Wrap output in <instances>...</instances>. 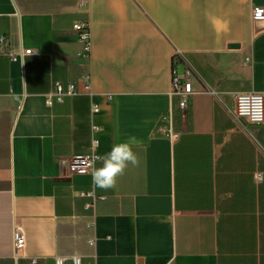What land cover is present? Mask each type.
I'll list each match as a JSON object with an SVG mask.
<instances>
[{"label":"crops","instance_id":"0c3cea01","mask_svg":"<svg viewBox=\"0 0 264 264\" xmlns=\"http://www.w3.org/2000/svg\"><path fill=\"white\" fill-rule=\"evenodd\" d=\"M259 7L264 0H0V264H264V125L240 118L236 102L264 92ZM78 21L90 22V57ZM185 66L193 94L182 109L170 92ZM56 82L79 93L48 106ZM94 125L100 157L139 142V166L112 189L71 168L92 151ZM92 188L94 205L84 195Z\"/></svg>","mask_w":264,"mask_h":264},{"label":"built area","instance_id":"2783aa9c","mask_svg":"<svg viewBox=\"0 0 264 264\" xmlns=\"http://www.w3.org/2000/svg\"><path fill=\"white\" fill-rule=\"evenodd\" d=\"M89 0H81V5L87 6ZM255 22H264V7L254 8L252 14ZM74 29L79 34V42L83 44L82 55L90 57L92 53L91 29L89 21H78L74 25ZM5 42V38L1 39ZM31 49L25 50L23 54H32ZM84 88L90 91L92 88V79L90 74L82 76ZM79 93L78 87L73 82L64 84L56 82L53 88L45 95L46 104L53 106L55 103H63L67 98L74 97ZM171 96L178 97L179 105L182 109L188 108L190 96L193 94L192 72L189 66H185L182 70H175L172 78ZM237 114L240 118L252 125H264V92H244L236 97ZM99 111L97 104H92V113ZM99 127L93 126V137L91 142L92 151L89 154L74 156L71 160V168L75 172H91L96 167L100 155L96 153L94 148L98 145L97 132ZM85 196L93 199V204L97 199L94 188L84 193ZM94 238L90 240L94 244ZM14 246L18 253L25 246V234L17 228L14 232ZM73 264H82L79 256H73Z\"/></svg>","mask_w":264,"mask_h":264},{"label":"clouds","instance_id":"9594fccd","mask_svg":"<svg viewBox=\"0 0 264 264\" xmlns=\"http://www.w3.org/2000/svg\"><path fill=\"white\" fill-rule=\"evenodd\" d=\"M135 137H130L127 141L118 142L103 157L100 167H93L91 171L92 183L100 189H112L117 185L118 178L125 173L129 165L139 166L140 158L133 151L138 145Z\"/></svg>","mask_w":264,"mask_h":264},{"label":"water","instance_id":"95a60500","mask_svg":"<svg viewBox=\"0 0 264 264\" xmlns=\"http://www.w3.org/2000/svg\"><path fill=\"white\" fill-rule=\"evenodd\" d=\"M229 47H230V48H237V47H239V44H237V43H232V44H229Z\"/></svg>","mask_w":264,"mask_h":264},{"label":"trees","instance_id":"16d2710c","mask_svg":"<svg viewBox=\"0 0 264 264\" xmlns=\"http://www.w3.org/2000/svg\"><path fill=\"white\" fill-rule=\"evenodd\" d=\"M176 58H174V60H175Z\"/></svg>","mask_w":264,"mask_h":264}]
</instances>
